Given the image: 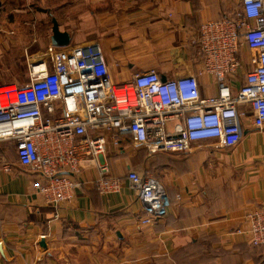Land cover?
<instances>
[{
  "label": "crops",
  "instance_id": "0c3cea01",
  "mask_svg": "<svg viewBox=\"0 0 264 264\" xmlns=\"http://www.w3.org/2000/svg\"><path fill=\"white\" fill-rule=\"evenodd\" d=\"M0 3V86H24L30 64L46 59L52 46L54 18L70 34L69 46H102L112 78L153 68L178 78L199 69L192 41L200 25L230 16L240 0ZM157 59L171 67L155 65ZM137 60L148 67L134 65ZM202 82L205 96L217 94L211 78ZM106 136L121 192L101 195L96 169H87L76 199L58 208L35 192L40 177L18 161L16 145L0 144V264H264V247L237 233L245 216L264 206V132L249 123L233 149L205 140L188 153L153 157L130 136L119 148ZM129 171L157 178L167 189L172 207L154 225L142 222L145 211L126 179Z\"/></svg>",
  "mask_w": 264,
  "mask_h": 264
},
{
  "label": "built area",
  "instance_id": "2783aa9c",
  "mask_svg": "<svg viewBox=\"0 0 264 264\" xmlns=\"http://www.w3.org/2000/svg\"><path fill=\"white\" fill-rule=\"evenodd\" d=\"M192 43L199 69L183 77L153 68L116 84L102 46L87 43L49 46L46 59L30 64L24 86H0V144L16 145L18 161L40 177L33 188L45 204L72 203L78 178L91 168L101 195L121 192L106 133L118 148L130 136L135 148L155 156L188 153L205 140L233 149L249 123L264 132V0H240L230 16L202 23ZM202 78L212 79L216 95L203 94ZM127 174L142 222L166 217L172 202L161 182ZM245 224L237 233L264 247V206Z\"/></svg>",
  "mask_w": 264,
  "mask_h": 264
},
{
  "label": "water",
  "instance_id": "95a60500",
  "mask_svg": "<svg viewBox=\"0 0 264 264\" xmlns=\"http://www.w3.org/2000/svg\"><path fill=\"white\" fill-rule=\"evenodd\" d=\"M1 5V3H0ZM53 36L51 38V44L53 47H69L71 44V36L67 32H62L59 29V24L56 20V18L53 19ZM40 246L43 249H47V241H45V238H42L40 241ZM1 248V246H0Z\"/></svg>",
  "mask_w": 264,
  "mask_h": 264
},
{
  "label": "rangeland",
  "instance_id": "374dc122",
  "mask_svg": "<svg viewBox=\"0 0 264 264\" xmlns=\"http://www.w3.org/2000/svg\"><path fill=\"white\" fill-rule=\"evenodd\" d=\"M125 53V52H124ZM136 54H139V50H138V52L136 51V52H134V54L132 55L133 57L136 55ZM125 56V55H124ZM164 60L163 59H157L156 60V63H155V65H158V64H161V66L163 67V68H168L169 69V67H171L170 65H168L169 63H166V62H163ZM135 62V61H134ZM148 63L146 62V61H144V60H137V62H135V64L134 65H137V66H141V67H148V65H147ZM130 65V64H129ZM144 68V69H145ZM133 73L132 72H128V73H123V74H121V75H117V76H114L113 77V81L115 82V83H119V84H121V83H123V82H125L126 80H131L132 78H133Z\"/></svg>",
  "mask_w": 264,
  "mask_h": 264
},
{
  "label": "trees",
  "instance_id": "16d2710c",
  "mask_svg": "<svg viewBox=\"0 0 264 264\" xmlns=\"http://www.w3.org/2000/svg\"><path fill=\"white\" fill-rule=\"evenodd\" d=\"M147 151V150H146ZM148 154V153H147ZM151 157H153V156H151Z\"/></svg>",
  "mask_w": 264,
  "mask_h": 264
}]
</instances>
